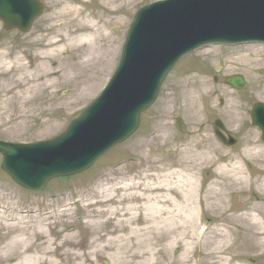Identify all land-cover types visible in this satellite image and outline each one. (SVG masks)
Instances as JSON below:
<instances>
[{"label": "rangeland", "instance_id": "obj_1", "mask_svg": "<svg viewBox=\"0 0 264 264\" xmlns=\"http://www.w3.org/2000/svg\"><path fill=\"white\" fill-rule=\"evenodd\" d=\"M43 1L46 5L45 14L34 24L29 34L24 36L16 32L0 31V54L20 53L24 63L29 65L33 60V42L44 37L52 26L58 23L60 25L66 20L63 16L64 8L71 5L98 16L103 11L105 0ZM126 1L129 4L128 8L126 6L121 9L126 5ZM153 1L156 0H116L115 6L121 9L116 17H120L122 26L119 24V28L112 31L113 37L117 40L115 43L117 50L113 55V61L108 63L103 61L98 69L104 70V75L100 74L98 78V74L94 75L92 79L94 81L90 80L93 84L87 88L80 84L77 88L69 85L59 88L53 94L47 91L44 102L37 100L24 109L17 102L13 107L8 108V111L5 112L3 109L4 112L0 111V141L37 143L51 140L64 133L81 111L96 99L109 81L119 64L124 42L136 13L141 7ZM262 47L264 45L259 44L243 47L209 46L199 53L186 57L169 75L156 104L144 114L140 129L130 140L108 153L88 172L51 182L42 194L43 197L34 201L41 205L39 207L41 209H49L51 207L47 208V206H55L60 200L65 204L76 198L79 201L85 200L86 197L97 201L105 195L102 193L104 189H118L122 182L128 184L133 180L155 183L158 181L157 175L175 171L185 177L191 170L195 174L199 198L202 200L198 224L199 236L207 241V246L214 243V226L221 221L230 233L225 246L230 251L228 254H223V257L231 259L230 264H264V252L258 247H253L252 240L256 233L264 229V143L261 141V132L251 125L249 115L256 103H264V98L255 96L256 88L252 74L240 66L230 67L225 60L228 56L234 60L240 54L252 55L254 51ZM75 61L74 64L82 62V60ZM10 71L7 68H0V78H5L3 81L7 84L6 79ZM235 75L245 79L246 87L243 91L238 92L224 82L226 77ZM255 77L261 83L264 82V66L257 69ZM202 81L205 85L203 91H200L199 85ZM192 92H201L194 97L197 115L187 110L182 99L183 94ZM48 99L53 101L48 103ZM229 102H238L241 105L240 119L229 116L230 108L228 110L226 108ZM216 119L222 120L226 127L240 138L236 146L227 149L215 138L212 123ZM249 148L259 150L260 154L247 155ZM1 165L2 156L0 155V195L22 194L28 198L29 194L19 189L2 171ZM234 165L242 166L246 176L252 181V192L240 194L229 190L225 200L226 208L233 207L234 210H239L242 207V201L249 200L252 203V210L254 206V213L259 215L261 220L259 226L254 225L252 219L246 218L247 220L242 222L232 221L228 215L223 217L207 208L205 197L209 194L212 182L218 180L220 183L224 182V185L229 184L225 176L217 172V168L228 166L230 171ZM173 178V182L177 184L179 175ZM112 193L117 198L121 195L120 191H112ZM50 197H54V200ZM79 204L80 215L84 210H93L85 208L83 201ZM63 227L64 229L60 230L72 236L77 242L84 244L87 242L83 235L86 232L85 223L66 221ZM55 230L60 231L58 227H55ZM260 239L264 240V236ZM195 241L198 243L197 239ZM197 243L193 246L194 250L188 264L207 263L204 255L212 247L205 249L203 243L199 245ZM187 251L186 246L175 247L170 252L172 259L170 264H186L183 263L182 256ZM94 259L96 264H113L112 258L106 255H98Z\"/></svg>", "mask_w": 264, "mask_h": 264}, {"label": "bare ground", "instance_id": "obj_2", "mask_svg": "<svg viewBox=\"0 0 264 264\" xmlns=\"http://www.w3.org/2000/svg\"><path fill=\"white\" fill-rule=\"evenodd\" d=\"M103 2V11L98 16L71 5L64 8L63 16L66 20L60 25L58 23L52 26L44 37L33 42V60L29 65L24 63L20 53L0 54V68L11 70L6 79L8 84L3 81L5 78H0V111H8L17 102L22 109L37 100L44 102L47 91L53 94L59 88L69 85L87 88L93 84L94 75L98 74L97 78L100 74L104 75V70L98 69L103 61H113L117 40L112 31L122 26L120 17H116V14L126 6L128 8L129 4L126 1V5L119 9V6H115L116 0ZM262 48L252 55L240 54L234 60H231V56L225 59L230 67L240 66L252 74L255 96L258 98H264V82L261 83L255 77L257 69L264 66ZM75 60L82 62L74 64ZM204 85L202 81L200 91H203ZM192 93L183 94L182 99L187 110L197 115L194 97L201 92ZM51 101L53 100H47L48 103ZM240 107L238 102L227 103V110L230 108L229 116L240 119ZM259 152L249 148L247 155L254 153L258 156ZM228 168H217V172L225 176L229 184L224 185V182L220 183L218 180L212 182L209 194L205 197L208 210L223 217L228 215L232 221L252 219V223L259 226L261 220L254 213V206L252 210L249 200L242 201L239 210L226 208L225 200L229 190L240 194L252 192V181L248 179L242 166L234 165L230 171ZM189 172L184 177L172 171L157 175L158 181L155 183L132 180L128 184L122 182L118 189H104L102 193L105 195L97 201L93 202L91 199L87 203L86 207L93 209V212L85 219V244L62 232L59 234V244H56L57 239L50 237L46 229L48 225L43 226L48 218L34 213L31 220H26L19 208L12 206V198L0 195V233H3L0 234L3 239L0 261L9 263L17 256H24L23 261L27 264L43 261L51 264L54 263L52 258L60 249L64 264H96L94 258L98 255L112 258L113 264H170V252L183 245L188 250L182 256L183 263L188 264L197 239V245L203 243L205 249L212 247L204 255L206 264H230L231 259L223 257V254L230 251L225 248L230 233L220 219L214 226V243L207 246V241L198 234L202 200L199 198L195 174L191 170ZM175 175H179L177 184L172 180ZM112 191H120V197L117 198ZM263 236L264 229H261L252 240L253 247L264 252V240L260 239ZM33 238H43L44 241L31 244ZM19 248L22 249L21 252H17Z\"/></svg>", "mask_w": 264, "mask_h": 264}, {"label": "water", "instance_id": "obj_3", "mask_svg": "<svg viewBox=\"0 0 264 264\" xmlns=\"http://www.w3.org/2000/svg\"><path fill=\"white\" fill-rule=\"evenodd\" d=\"M31 8L25 20L8 6L0 7V16L8 29L27 32L41 14L35 3ZM254 40L264 41V0H171L142 9L131 26L120 66L100 98L52 141L0 142L3 170L35 191L54 178L85 171L138 129L141 114L156 101L166 76L184 55L208 43ZM226 82L239 90L245 87L242 77ZM251 116L264 141V105L257 104ZM214 128L226 145L235 143L220 121Z\"/></svg>", "mask_w": 264, "mask_h": 264}, {"label": "flooded vegetation", "instance_id": "obj_4", "mask_svg": "<svg viewBox=\"0 0 264 264\" xmlns=\"http://www.w3.org/2000/svg\"><path fill=\"white\" fill-rule=\"evenodd\" d=\"M39 1L41 3L42 2L44 3L43 0H39ZM0 24H1V22H0ZM9 197L13 199V202L14 203H13L12 206H15V208H19L18 210H20V212L22 210L37 208V209L34 210L35 214L41 215L42 212L47 211L46 209L39 208L41 205H39L37 203V201H34V200L40 199V197L42 198L43 195H40L39 196V195H30L29 194V197L26 198V196H22V194H21L19 196H14L13 195V196H9ZM61 202L62 201L58 202V204H56L55 206H52L54 208L52 210V212H53L54 215L53 216L51 215L50 217L56 218V219H53V221H52L53 226L50 227L49 224H48V222H45L43 224V226L48 225V227H46V229L49 232L50 237H55L57 239V243L56 244H59V240L61 239V237H60L59 234L61 232L63 234H65L64 231H61L60 229H64V227H63L64 223L66 221H68V222L70 221V220H62V219H59L60 216H63V214H62L63 213V210L62 209L59 210V208H61V206L63 205V203H61ZM35 205H37V207ZM46 205H44V206H46ZM78 211L79 210H74L73 215L80 216V214L78 213ZM23 217H24V219L26 218V220H31L34 217V215H24ZM64 219H70V218L67 217V218H64ZM73 222L74 223H80L81 221H73ZM55 227H58L60 231H56L55 230ZM0 234H3V233H0ZM2 241H3V239L0 238V245H1ZM43 241H44L43 238H36V239L33 238L32 241H31L32 242L31 244H35L36 245V243L39 244V243H41ZM54 248H55V246H54ZM21 250L22 249L19 248V250L17 252H21ZM61 252H62V250L58 249V252L55 254V257L52 258V260L54 261V263H51V264H64V260H63L64 257H62ZM24 258H25L24 256H17V258L11 259V261L9 263H6L4 261H0V264H27V263H24V261H23ZM0 259H1V257H0ZM36 264H49V263L43 261V262H38Z\"/></svg>", "mask_w": 264, "mask_h": 264}]
</instances>
